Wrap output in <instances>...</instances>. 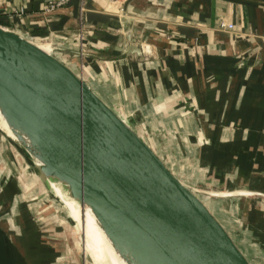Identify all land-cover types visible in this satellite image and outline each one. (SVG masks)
<instances>
[{"label":"crops","instance_id":"1","mask_svg":"<svg viewBox=\"0 0 264 264\" xmlns=\"http://www.w3.org/2000/svg\"><path fill=\"white\" fill-rule=\"evenodd\" d=\"M45 3L0 0V25L48 44L83 72L179 179L209 181L223 192L225 207L264 254V0H67L51 10ZM125 29L152 55L116 50ZM18 161L17 173L2 172L0 163L2 191L10 188V201L27 212L24 194L43 190L45 180ZM31 216L16 222L31 227ZM33 230L12 231L14 243L0 230V264H47L52 252Z\"/></svg>","mask_w":264,"mask_h":264},{"label":"water","instance_id":"2","mask_svg":"<svg viewBox=\"0 0 264 264\" xmlns=\"http://www.w3.org/2000/svg\"><path fill=\"white\" fill-rule=\"evenodd\" d=\"M115 49L140 59L153 53L128 29ZM0 96L20 117L15 122L1 110L7 127L25 132L42 161L28 159L36 174L60 180L66 194L86 204L128 264H252L124 116L66 63L3 25ZM0 132L27 152L1 123Z\"/></svg>","mask_w":264,"mask_h":264},{"label":"rangeland","instance_id":"3","mask_svg":"<svg viewBox=\"0 0 264 264\" xmlns=\"http://www.w3.org/2000/svg\"><path fill=\"white\" fill-rule=\"evenodd\" d=\"M49 52L52 53L51 50H49ZM76 73L86 80L85 74L83 72ZM0 135L2 139L0 141V163L2 166L1 171L4 172L5 167L7 169L11 168L12 170L10 172H19L20 170H16L15 168L16 160L21 161L20 164L22 167L19 169L25 170V168L28 166L30 167V170L31 168L33 169L27 156L23 154L18 146L13 142L8 141V139L1 132ZM178 172H180V170H178ZM3 175L5 174H0V230L4 235H6L11 240V234H13L14 231L17 233L19 232L21 235L24 233V231L30 232L32 229H34L33 231H35V236L37 237L39 243L49 248V250L52 252L50 257H48L49 259L47 264L92 263L90 256L83 253L80 237L74 231V221L68 215L67 208L64 206L60 197L55 193L52 186L48 182L45 181V188L43 190L40 188L38 190V188L33 187L24 194V202L27 203L25 206L28 209L27 212H30V215H32L30 217V221L33 225H30L31 227L25 225V227L22 228L21 225L17 224L16 221L20 220L21 223L27 224L25 222L26 220L23 219V216H25V213L27 212L25 209H23V203H12L10 201V188H6L8 189L7 191L5 189L2 191V186L4 185ZM192 180H194L192 182L195 184H188L185 181L183 182L193 188L195 193L201 198V200L208 206L216 218L223 224L225 229L230 233L236 244L245 253L249 261L252 264H264V254L259 252L258 246L254 244L252 240L250 241L246 230L243 229L242 226H239L235 215L230 210L228 211V209L225 207L228 204L227 196L224 195L220 190L213 187L209 181H205L203 183L199 180H195V177ZM21 210L24 212H21L20 214ZM27 228L30 229L26 230ZM238 232L240 234L237 235ZM21 236L18 237L17 240L19 244L20 242L24 241ZM243 238L245 240H243ZM19 246H21V244ZM9 252L11 253L10 249Z\"/></svg>","mask_w":264,"mask_h":264},{"label":"bare ground","instance_id":"4","mask_svg":"<svg viewBox=\"0 0 264 264\" xmlns=\"http://www.w3.org/2000/svg\"><path fill=\"white\" fill-rule=\"evenodd\" d=\"M37 45L44 48L45 51L49 52L50 50L46 43H40ZM1 110H3L8 116L12 117L15 122L20 119L19 115L15 113L13 107L0 96V123L11 137L21 141L27 148V152L23 149V154L27 155L31 162L42 164V161L32 151V143L29 136L22 130L15 128L14 131L18 136L16 138L15 133L10 131L7 127ZM47 180L67 208L68 215L74 221V231L80 237L83 253L89 255L92 259V263L90 264H128L112 246L90 208L86 204L80 206L76 200L66 194L61 187L60 180L54 178H47Z\"/></svg>","mask_w":264,"mask_h":264},{"label":"built area","instance_id":"5","mask_svg":"<svg viewBox=\"0 0 264 264\" xmlns=\"http://www.w3.org/2000/svg\"><path fill=\"white\" fill-rule=\"evenodd\" d=\"M66 1L67 0H46L44 9L45 10L54 9L55 7H58L59 5H62ZM217 24L220 27L226 28V29H231V27L233 25L231 21H224L223 19H219L218 22H217ZM83 28H84L83 27V24H81L79 30H82ZM78 48H79V52H83L84 51V47L82 46V44H80V42H79V47Z\"/></svg>","mask_w":264,"mask_h":264}]
</instances>
